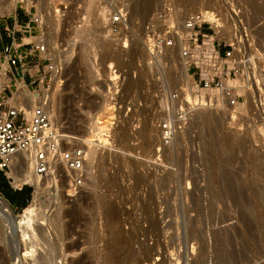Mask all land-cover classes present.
<instances>
[{
  "label": "rangeland",
  "instance_id": "1",
  "mask_svg": "<svg viewBox=\"0 0 264 264\" xmlns=\"http://www.w3.org/2000/svg\"><path fill=\"white\" fill-rule=\"evenodd\" d=\"M173 1L184 11L225 2L244 6L253 38L250 51L258 55L250 66L264 95V57L259 56L264 0ZM158 2L130 0L124 48L105 32L99 0H0V80L12 69L3 50L12 33L7 36L3 27L17 24L13 37L19 52L42 40L46 56L61 67L50 85V116L61 136L71 143L92 138L96 146L83 191L72 200L58 199L42 181L36 235L21 241L22 260L17 238L0 215V264H121L125 256L128 264H143L144 256L154 264H264L261 122L246 124L225 110L199 109L169 146L159 154L155 150L161 116L156 70L161 66L149 67L142 39L145 20ZM34 16L40 28L33 22L25 28ZM176 60L175 53L170 55L166 66ZM28 61L32 66L39 59ZM111 61L121 72L115 107L107 94ZM172 64L166 69L170 87L184 84L190 90L180 61ZM6 183L15 185L11 178ZM22 184L29 188L28 205L34 189L31 196V184ZM3 192L0 196L20 214L23 208L11 205ZM30 244L36 248L32 254Z\"/></svg>",
  "mask_w": 264,
  "mask_h": 264
},
{
  "label": "built area",
  "instance_id": "2",
  "mask_svg": "<svg viewBox=\"0 0 264 264\" xmlns=\"http://www.w3.org/2000/svg\"><path fill=\"white\" fill-rule=\"evenodd\" d=\"M99 1L104 7L102 26L105 32L121 41L126 48L130 0ZM176 4L173 0H159L143 27L146 62L151 68L161 66V70H156L159 78L155 93L161 105L156 152L159 154L169 146L176 133L199 109L225 110L229 115L233 112L246 124L261 122L259 148L264 152L263 105L258 99V80L250 66L258 55L250 51L253 38L246 24L244 6L225 2L184 11L181 5ZM39 19L38 16L30 17L24 27L30 29L29 22L39 26ZM261 24H264V18L260 20ZM228 25L230 30L226 31ZM16 26L14 24L11 29L3 27L8 31L7 36L12 33L9 45L2 43L7 53L6 62L12 69L1 74L6 78L0 80V171L9 179L6 171L12 159L17 153L26 152L31 158L34 174L39 180L48 182L46 188L58 199L72 200L85 185L86 149L83 142L71 143L61 137L47 110L50 85L57 75L59 77L61 67L46 56L47 47L42 40L19 52V44L13 37ZM174 53L175 64L181 60L184 66L190 90L184 84L170 87L171 79L166 69L172 62L168 66L166 64ZM34 56L39 61L28 66V59ZM259 56L264 57V50ZM43 60L46 62L40 71L39 65ZM107 66V71L111 72L107 94L115 107V97L121 88V72L112 61ZM18 80L24 82L26 93L15 97L14 94L21 90ZM32 94L34 100L31 102ZM23 185L11 186L13 190H21ZM30 186L32 196L34 188Z\"/></svg>",
  "mask_w": 264,
  "mask_h": 264
},
{
  "label": "bare ground",
  "instance_id": "3",
  "mask_svg": "<svg viewBox=\"0 0 264 264\" xmlns=\"http://www.w3.org/2000/svg\"><path fill=\"white\" fill-rule=\"evenodd\" d=\"M12 3H15V0H11ZM189 1V0H188ZM192 1H197V0H192ZM178 5V4H177ZM51 12V11H50ZM49 12V13H50ZM104 14V13H103ZM50 16V15H49ZM52 16V14H51ZM105 17V14H104ZM227 29V28H226ZM228 31V29L226 30ZM252 34V33H251ZM180 61V69H181V74L183 76V79L185 81L188 82V84L190 83L189 80L187 79V76L185 74V69L184 66ZM173 66L175 65L174 63L172 64ZM263 68H264V62H263ZM2 74V73H1ZM137 85V84H136ZM256 86V84L254 85ZM25 84L23 81H18V88H20L21 90H18L14 96L17 97L18 95H20L21 93H26V88H25ZM258 99L260 100V102H264V95H258ZM262 99V100H261ZM34 100V96L33 94L31 95V102ZM262 106V105H261ZM51 107V92L49 90V97H48V101H47V110L49 112V114L51 113L50 110ZM27 112V111H26ZM231 112L230 118L234 119L235 118V114ZM52 119V117H51ZM101 123V122H100ZM97 125V124H96ZM106 126V125H105ZM61 135V133H60ZM62 137V136H61ZM71 138V137H70ZM73 138V137H72ZM71 138V140H72ZM68 139V137H67ZM85 143V149H86V162L85 165H87V162L91 161V159L93 158L94 154H96V146L94 147V140L91 138H85L84 139ZM234 139L231 138L230 142H233ZM97 156V155H96ZM129 168V167H128ZM121 172V171H120ZM7 175L10 176V178L13 180V183L15 185H17L18 187L23 183V182H28L29 184H31L34 188V193H33V198L30 204H28L27 206H25L22 209V212L20 214H14V212L12 211V209L10 208V206L5 202V200L0 196V215L4 216L9 224L10 230L14 233L15 238H17V242H18V246H17V257L18 260H20L23 252H21V241L25 242L26 240H32L33 237H35V233L34 232V227H33V222L35 221L36 216L39 214H37V210L40 207L39 205H37L36 200L40 197V193L43 192L41 191L43 182L41 180L38 179V177L34 174L33 169H32V163H31V158L30 156L26 153V152H19L17 153L14 158L12 159L10 166H9V171H6ZM160 177V176H159ZM162 179V178H161ZM167 181V180H166ZM46 188V186H45ZM44 188V189H45ZM55 194V193H54ZM39 201V200H38ZM39 206V207H38ZM38 217V216H37ZM41 218V217H40ZM45 221V220H43ZM48 221V220H47ZM48 223V222H47ZM153 224V223H151ZM150 226V225H149ZM44 228V227H43ZM86 228V227H85ZM42 229V228H41ZM142 230V229H141ZM193 233V232H192ZM83 234V233H82ZM21 238V239H20ZM36 240V239H35ZM34 240V241H35ZM129 240V239H128ZM33 241V240H32ZM89 241V240H88ZM138 241V240H137ZM31 242V241H30ZM119 242V241H118ZM125 243V242H124ZM138 243V242H137ZM257 243V242H256ZM31 248H32V253L35 252L36 248L33 247V244H30ZM35 246V245H34ZM166 249V248H165ZM130 252V251H128ZM132 252V251H131ZM34 255V254H33ZM242 255V254H241ZM131 256H134L131 253ZM127 256H125L123 259H121V264H128V260H126ZM134 258V257H133ZM151 258V257H150ZM36 259V258H35ZM152 259V258H151ZM155 259V258H154ZM22 260V258H21ZM140 262V261H139ZM141 262L143 264H154L153 261H151L149 258H142Z\"/></svg>",
  "mask_w": 264,
  "mask_h": 264
},
{
  "label": "trees",
  "instance_id": "4",
  "mask_svg": "<svg viewBox=\"0 0 264 264\" xmlns=\"http://www.w3.org/2000/svg\"><path fill=\"white\" fill-rule=\"evenodd\" d=\"M3 178L5 177L0 173V189L2 188L1 190L4 191V196L7 198L11 205H16L20 208H24L27 205L30 197L29 188L25 190L23 189V187L21 190H12L11 188L8 189L4 183L2 184Z\"/></svg>",
  "mask_w": 264,
  "mask_h": 264
},
{
  "label": "crops",
  "instance_id": "5",
  "mask_svg": "<svg viewBox=\"0 0 264 264\" xmlns=\"http://www.w3.org/2000/svg\"><path fill=\"white\" fill-rule=\"evenodd\" d=\"M9 22H10V21H9ZM9 24H10V23H9ZM0 182H1V181H0ZM6 182H8V179L3 178V179H2V184L4 183V184L7 186L8 189H10V188L12 189V186H11V185H7ZM1 189H2V188H1ZM12 190H13V189H12Z\"/></svg>",
  "mask_w": 264,
  "mask_h": 264
}]
</instances>
